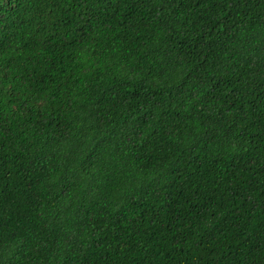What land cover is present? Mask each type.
Wrapping results in <instances>:
<instances>
[{"label": "trees", "instance_id": "trees-1", "mask_svg": "<svg viewBox=\"0 0 264 264\" xmlns=\"http://www.w3.org/2000/svg\"><path fill=\"white\" fill-rule=\"evenodd\" d=\"M0 264H264V0H0Z\"/></svg>", "mask_w": 264, "mask_h": 264}]
</instances>
